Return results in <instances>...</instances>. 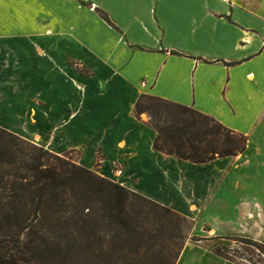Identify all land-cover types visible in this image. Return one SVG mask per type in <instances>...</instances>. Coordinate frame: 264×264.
<instances>
[{
  "label": "crops",
  "instance_id": "1",
  "mask_svg": "<svg viewBox=\"0 0 264 264\" xmlns=\"http://www.w3.org/2000/svg\"><path fill=\"white\" fill-rule=\"evenodd\" d=\"M142 94L215 117L246 150L203 163L155 150L154 129L136 124ZM0 125L38 138L56 125L54 143L87 144L85 167L99 146L109 166L134 143L144 196L217 235L261 238L264 0H0ZM176 264L236 263L188 242Z\"/></svg>",
  "mask_w": 264,
  "mask_h": 264
},
{
  "label": "trees",
  "instance_id": "2",
  "mask_svg": "<svg viewBox=\"0 0 264 264\" xmlns=\"http://www.w3.org/2000/svg\"><path fill=\"white\" fill-rule=\"evenodd\" d=\"M134 112L149 115L153 147L168 156L203 163L248 145L245 134L171 100L142 94ZM194 227L193 218L0 125V264H176L186 243L199 241ZM217 237L226 241L212 248L219 256L264 264V239Z\"/></svg>",
  "mask_w": 264,
  "mask_h": 264
},
{
  "label": "rangeland",
  "instance_id": "3",
  "mask_svg": "<svg viewBox=\"0 0 264 264\" xmlns=\"http://www.w3.org/2000/svg\"><path fill=\"white\" fill-rule=\"evenodd\" d=\"M74 66H76V68H81L83 70L84 69L86 70V68L80 66L79 63H76ZM6 121H8V123L11 126H19L20 128L25 127L24 124H27V120L23 122L22 119H17V118H8L6 119ZM136 124L137 126H140V127L144 126V124L149 127L150 125L149 115L147 113H142L140 116V119H137ZM58 130H59L58 126L52 125L43 137L39 136L38 138L35 133H32V132L30 133L29 130L28 132H25V131L20 132L21 133L20 135L38 145L48 148L51 151H54L59 154H67L69 158H71L72 160L76 161L79 164H82V155L84 154V149L87 144L83 143L79 145L77 144L76 145H66L63 142H61V144L54 143V140H52V138H55V135L57 134ZM146 132H149L150 134V131H146ZM49 136L51 140L45 138ZM117 147L120 148L122 152L121 160H118L110 164L109 166L104 165L105 164L104 159L106 156L104 154L103 148L99 146L95 150V156H96L95 161L91 165H89V167L87 168L96 169L102 176H105L111 180H115L116 182H119L127 187H130V189L132 188V190L134 189L135 191L142 194V182L140 181L141 179L139 177H134V176H133L134 178L131 179L130 174H129L130 170L132 172L139 171L140 168L135 167V166L134 167H129V166H132V163L134 164L141 158V155H142L141 150L134 143H129L128 145H126V143H122L121 146H117ZM108 158H109L108 160H112L113 151H110V153L108 154ZM106 171H109V173L106 174ZM111 172L114 175H110ZM233 235H241V236L253 238L249 234H233ZM192 236H194L192 237L194 239L195 238L199 239L197 243L210 247L211 249L215 245L221 242L222 243L226 242L218 237L215 238L216 236H219V234L217 235L216 233H214L211 227L207 223H204L198 218H195V227L192 231ZM263 236L261 238H257V239L253 238V239L260 241L264 239ZM188 242H191V241H188ZM246 256H249V255H246Z\"/></svg>",
  "mask_w": 264,
  "mask_h": 264
}]
</instances>
